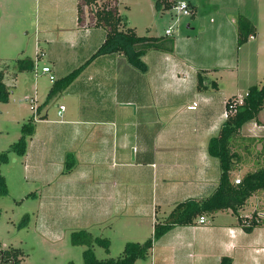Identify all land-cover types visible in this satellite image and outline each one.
I'll use <instances>...</instances> for the list:
<instances>
[{
    "label": "crops",
    "instance_id": "1",
    "mask_svg": "<svg viewBox=\"0 0 264 264\" xmlns=\"http://www.w3.org/2000/svg\"><path fill=\"white\" fill-rule=\"evenodd\" d=\"M185 1L192 16L214 10L223 18L211 27L220 32L222 40H229L221 34L224 23L232 29L227 33L237 39L235 28L240 15L247 17L256 30L259 16H264L262 0ZM77 2L38 0V42L47 57L42 68L50 66L55 79L35 64L36 93L45 101L39 102L37 96L25 97L36 108L35 131L28 138L24 154L25 179L44 185L42 188L48 191L42 199L62 201L69 213L74 208L71 216L79 215L96 224L114 215L151 217L154 230L158 211L169 214L164 206L174 207L189 198H208L220 183V161L210 155L208 146L226 121L225 103L231 90L225 85L199 90L198 72L207 76L221 68L231 71L239 90L236 96H240L245 83L260 84V77L249 70V54L261 55L264 40L257 30L238 46L237 65L226 67L199 64L202 54L186 57L174 49H150L143 57L148 65L143 72L122 53L91 59L105 41L106 30L101 26L80 27ZM166 30L159 37L173 35ZM219 55L225 57V53ZM82 65L70 85L49 95L58 80ZM7 68L3 70L5 76ZM252 73L257 77L256 84ZM195 103L196 109L188 108ZM61 105L65 108L59 114ZM243 128L241 136L247 138ZM238 151L246 152L241 148ZM70 154L75 165L67 172ZM247 164L248 160L238 169ZM142 176L150 182H141ZM246 206L241 210L244 217L254 213L264 216V210L258 209L245 213ZM82 210L84 214L79 213ZM94 210L97 216L86 214ZM206 218L205 224H199L198 219L194 224L173 227L155 241L147 260L151 264H220L222 258L229 257L233 264H264V225L247 231L231 210Z\"/></svg>",
    "mask_w": 264,
    "mask_h": 264
},
{
    "label": "rangeland",
    "instance_id": "2",
    "mask_svg": "<svg viewBox=\"0 0 264 264\" xmlns=\"http://www.w3.org/2000/svg\"><path fill=\"white\" fill-rule=\"evenodd\" d=\"M117 4L123 19L135 27L138 35L159 37L165 34L166 28L171 27L173 35L168 39L172 40L173 49L178 54L186 57L202 54L203 60L198 57L199 64L204 63L209 67L237 65L238 38L227 33L228 30H232L231 26L224 23L221 32L225 33L229 40L220 39L218 36L220 32L211 28L224 21L216 11L198 12L194 16L179 15L177 19L175 8L161 11L157 8L155 0H117ZM38 7V0H0V70L8 67L5 83L11 89L9 101L0 102V176L5 178L7 186L6 194L0 195V243L5 248L10 246L20 248L24 253L21 264H84L86 246L75 245L72 242V233L88 230L94 237L107 238L110 241L109 250L95 244L93 250L98 259L117 258L128 242H145L153 235V219L114 215L102 218L96 224L87 218L81 219L79 215L71 216L74 208L69 213L62 205V201H53L50 197L41 198L48 190L42 188L44 185L41 182L26 181L24 155L10 150L12 144L19 141L22 136L23 125L30 122L35 115L32 103L26 100V95L37 96L40 98L39 102L45 101L43 95L36 93L38 85L35 73L18 71L16 67L17 60L22 58H32L39 70L47 62L46 56L37 61L38 48L42 46L38 42ZM261 7L264 9V0ZM258 21L257 30L260 38L264 40L263 14L259 16ZM235 30L238 34L239 23ZM221 53H225L223 59L219 55ZM254 53L249 54V70L256 72L258 78L260 77L258 83H261L263 81L261 79H264V52L258 57ZM247 64L248 61L245 62V65ZM214 71L207 74L205 82L208 84L215 80L219 86L225 85L226 89L231 90L228 97L235 96L239 90L235 88L233 73L222 68L217 70L218 73ZM252 81H256L254 84L257 83L256 75L252 77ZM252 84L245 83V88L238 97L243 98ZM53 104L55 115L56 103ZM261 118L264 121V112ZM242 133L249 136L238 149L243 150L246 144L248 164L244 166L245 169L241 165V168L231 173L233 182L252 170L257 160L264 166V124L248 121ZM2 153H7L8 159L2 160ZM141 182L150 181L142 176ZM250 200L245 213L255 209L264 210V191L255 193ZM172 207L164 206L162 209L169 210V213ZM79 213L84 214V210ZM93 213L97 216V210L86 212L89 216ZM100 213L102 214V210L98 215ZM164 215L165 212L158 211L159 218ZM137 264H151V260H138Z\"/></svg>",
    "mask_w": 264,
    "mask_h": 264
},
{
    "label": "trees",
    "instance_id": "3",
    "mask_svg": "<svg viewBox=\"0 0 264 264\" xmlns=\"http://www.w3.org/2000/svg\"><path fill=\"white\" fill-rule=\"evenodd\" d=\"M156 6L161 11L175 8L179 0H155ZM78 25L83 28L103 27L106 30L105 41L93 54L91 59L100 55L122 53L134 67L143 72L148 70V65L143 57L150 49L164 48L173 50L172 40L165 37L138 35L136 30L129 26L119 12L117 0H78L77 2ZM238 45L245 44L251 36L257 32L254 24L245 16H239ZM90 59V60H91ZM89 60V61H90ZM87 61L86 63H88ZM85 63V64H86ZM84 64V65H85ZM84 65L73 70L68 75L58 80L50 91V96L65 89L77 77ZM18 71H32L35 62L31 58L18 59L16 63ZM198 89L219 88L215 80L208 84L207 76L198 72ZM5 73L0 70V102H8L11 89L4 81ZM225 109L229 115L222 125L219 133L209 141L210 155L217 157L221 165L220 183L214 193L204 199L189 198L177 203L168 215L156 218L153 235L145 242H128L123 252L117 258L98 259L93 250L95 244L109 250L110 241L107 238L94 237L88 230H80L72 233V242L75 245H84V264H137L138 260H145L150 256L155 241L173 227L196 223L201 216L213 218L218 212L231 210L238 222L245 230L250 231L254 227L264 225V216L254 213L251 217H244L241 210L247 205L255 193L264 191V166L260 160L256 161L254 170L248 171L240 184H235L231 178V172L238 169L241 163L248 160L246 152L238 151V147L247 138L241 136V129L245 123L255 120L264 124L261 115L264 112V80L260 84L249 87L247 94L240 98L232 96L226 100ZM35 131L33 119L23 125L22 136L19 141L12 144L11 151L24 155L27 151L28 138ZM7 153H2V160H6ZM75 165L73 154L67 156L65 171H71ZM6 180L0 176V195L6 194ZM23 251L16 247H3L0 243V264H21ZM75 264V263H71ZM220 264H233L229 257H224Z\"/></svg>",
    "mask_w": 264,
    "mask_h": 264
},
{
    "label": "built area",
    "instance_id": "4",
    "mask_svg": "<svg viewBox=\"0 0 264 264\" xmlns=\"http://www.w3.org/2000/svg\"><path fill=\"white\" fill-rule=\"evenodd\" d=\"M175 9L177 11V19H179V17H178L179 15H186V16H188V15H191L192 14L191 8L189 6V3L187 1H185V0H179L177 6L175 7ZM171 33H172V29L171 28H168L166 30V34L169 35ZM45 55H46V53L44 51L38 50L37 61L39 62L40 57H44ZM35 64H36V62H35ZM42 71L45 72V73H49L51 80H54L55 79V75L51 74V68H50V66H44L42 68ZM60 107H61V110L59 111V114L62 113V110H64L65 106L64 105H61ZM33 108L36 110L35 107H33ZM188 108L189 109H196L197 108V104L195 103V104H193L191 106H188ZM228 115H229V113L225 109V111H224L225 118H227ZM241 180H242V178H239V179L234 180V182H235V184H240L241 183ZM198 223L199 224H205V223H207L206 216H201L199 218V220H198Z\"/></svg>",
    "mask_w": 264,
    "mask_h": 264
}]
</instances>
